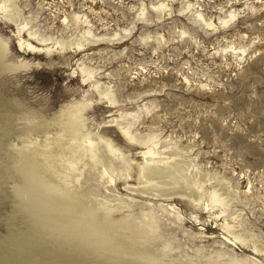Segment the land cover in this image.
Listing matches in <instances>:
<instances>
[{
    "label": "rangeland",
    "instance_id": "1",
    "mask_svg": "<svg viewBox=\"0 0 264 264\" xmlns=\"http://www.w3.org/2000/svg\"><path fill=\"white\" fill-rule=\"evenodd\" d=\"M15 1L12 20L0 6V264L26 263L14 210L26 194L4 175L8 160L19 173L23 150L39 169L54 163L76 215L98 213L113 239L155 255L148 263L264 264V0ZM115 119L154 133L195 202L129 188L145 147ZM88 138L97 155L68 182L67 157ZM32 210L51 223L40 201Z\"/></svg>",
    "mask_w": 264,
    "mask_h": 264
},
{
    "label": "bare ground",
    "instance_id": "2",
    "mask_svg": "<svg viewBox=\"0 0 264 264\" xmlns=\"http://www.w3.org/2000/svg\"><path fill=\"white\" fill-rule=\"evenodd\" d=\"M6 1L9 2L5 9V17L11 20L15 19L17 15L14 11L16 1L0 0V6L7 4ZM201 14L199 12L197 15L202 16ZM234 15L233 13L232 18ZM228 20L226 19L224 22L226 23ZM29 33L30 35L36 34L34 30H30ZM28 45L34 46L30 42H28ZM116 122L130 140L132 139L145 147L143 150L145 161L138 164L137 178L140 186L129 188L146 193L154 189L164 193V191L171 189V194L176 193L187 197L190 195V200L195 202L198 198L195 193H185L178 187L181 185L178 182L181 181L180 178L184 175L179 178L178 175L180 173L178 174V170L180 168L178 162H172L175 157L172 155H161L163 149L158 151V153L154 150L157 143L154 133L142 134L133 131L130 124H123L122 121L117 120ZM40 123L43 124L44 122ZM57 141L60 142L61 140L58 139ZM86 142L87 144L84 147H81L80 150H74L67 157L68 167L71 170L70 174L66 175V178L69 179V181L66 179L68 182H79L80 177L84 174V166L88 163L86 157L94 159L97 155L95 141L88 138ZM106 142L109 149L111 151L114 150L112 142ZM52 151L53 149L50 148L38 153L47 158L51 156ZM23 152L25 161L18 166L19 173L10 171L9 160L5 165L6 172L4 173V175L11 176V179L19 180L23 187L22 192L26 194L23 196L20 195L22 193L17 191L16 193L18 194H15V218L18 216L17 218L23 219L25 223L23 230H19L21 233L17 235L19 242H16L15 259H25L26 262L20 264H151L147 261L156 260L155 255L147 254L145 249L141 250L139 248L141 251H138L134 248L132 250L125 242H120L117 238L113 239L107 233V225L101 223L98 213L87 210L82 215H76L71 209L78 210L82 208V204L74 202L72 205H68L63 198L64 194L57 191L56 188L63 189L64 187H56L54 182V175L56 174L54 163L48 160L47 164L42 163L39 169L40 163H38L32 151L23 150ZM155 152L157 155H155ZM164 153L167 152L165 151ZM148 157L153 158V162H150L147 159ZM155 161L156 163L159 161L163 162L151 165ZM30 190H33V194L30 193ZM74 192H77L76 189ZM82 193L87 195L86 191H82ZM165 194L168 193L165 192ZM210 199L212 206H214L222 200L221 193L217 189H213ZM36 200L41 202L42 211L52 216L51 223L43 225L44 223L39 219V215L33 212L32 208ZM235 237L243 240L242 236L237 233ZM135 246L137 247L136 243ZM141 246L143 245L141 244ZM156 261H154V264H157L155 263Z\"/></svg>",
    "mask_w": 264,
    "mask_h": 264
}]
</instances>
